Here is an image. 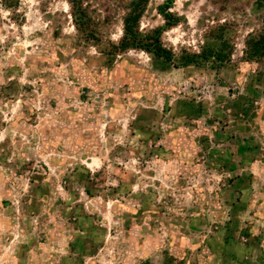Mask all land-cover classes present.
<instances>
[{"label": "rangeland", "instance_id": "obj_1", "mask_svg": "<svg viewBox=\"0 0 264 264\" xmlns=\"http://www.w3.org/2000/svg\"><path fill=\"white\" fill-rule=\"evenodd\" d=\"M133 2L0 0V264H264V0Z\"/></svg>", "mask_w": 264, "mask_h": 264}, {"label": "trees", "instance_id": "obj_2", "mask_svg": "<svg viewBox=\"0 0 264 264\" xmlns=\"http://www.w3.org/2000/svg\"><path fill=\"white\" fill-rule=\"evenodd\" d=\"M149 2L150 0H134L130 13L124 19V36L119 44L118 50H128L132 47L142 48L149 54L154 55V57L171 63L174 58L173 54L171 51L167 50L163 46L161 40L162 33L164 32L163 29H159L156 31L157 36L155 38V43L146 44V42L144 43L143 40L141 39L140 22L141 19L143 18V15L146 11ZM173 4H174V0H166V5L162 9L163 10L162 14L167 22L168 27H173L177 25V22L174 21L172 13H170L169 11L173 7ZM77 26L78 23L76 22V27ZM78 27L80 28L81 24H79ZM255 50L256 51L254 52V54L250 56L251 58L257 56L260 53H263L264 47L257 46ZM194 63H196V60L194 58H188L185 65L188 66Z\"/></svg>", "mask_w": 264, "mask_h": 264}, {"label": "crops", "instance_id": "obj_3", "mask_svg": "<svg viewBox=\"0 0 264 264\" xmlns=\"http://www.w3.org/2000/svg\"><path fill=\"white\" fill-rule=\"evenodd\" d=\"M175 1V0H174Z\"/></svg>", "mask_w": 264, "mask_h": 264}]
</instances>
